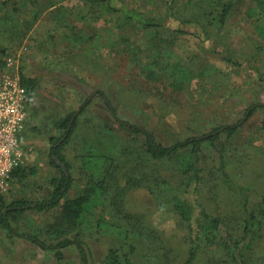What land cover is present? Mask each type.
Returning a JSON list of instances; mask_svg holds the SVG:
<instances>
[{
    "label": "rangeland",
    "instance_id": "1",
    "mask_svg": "<svg viewBox=\"0 0 264 264\" xmlns=\"http://www.w3.org/2000/svg\"><path fill=\"white\" fill-rule=\"evenodd\" d=\"M31 1L0 0V61L6 64L14 56L16 72L39 83L27 132L20 141L26 157L18 170H24L26 178L14 176L3 196L9 202L51 199L53 182L61 175V167L52 162L53 139L65 133L60 127L69 117H76L70 132L75 125L76 130L63 154L73 165L74 183L65 200L82 193L85 177L92 171H101L96 174L101 176L108 164L107 189L95 206L99 226L94 238L87 239L86 254L74 245L58 259L55 251L27 238L11 237L0 219V264H106L113 250L128 257L130 264H155L162 258L169 264L185 262L190 248L187 231L177 214L168 211L174 192L162 187L155 188L153 195L135 187V180L143 175L142 163L137 164L133 152L145 139L122 127L124 122L146 127L170 146L243 120L227 143L231 174L254 203L264 205V110L245 120L249 108L264 105L260 76L264 77V18L258 23L256 2L238 0L225 28H208L207 38L173 33L179 23L172 20L163 22L166 29L159 36L150 34L90 0H39L40 14ZM119 1L152 17L166 13L165 0ZM187 3L180 0L177 8L190 12ZM156 41H164L162 50ZM224 55H232L241 66H232ZM224 140L222 136L216 145ZM217 151L214 146L203 150V163L212 172L188 198L228 219L227 230L242 231V196L231 192L215 174ZM181 164L182 160L166 162L159 171L174 189L184 180L178 169ZM59 212L30 211L13 223L14 229L41 234ZM130 216L135 221L131 226ZM144 226L158 229L164 245L139 242L136 230ZM223 234L206 259L222 255ZM133 242L139 249L136 254H130ZM257 244L258 249L248 256L249 264H264V239Z\"/></svg>",
    "mask_w": 264,
    "mask_h": 264
},
{
    "label": "trees",
    "instance_id": "2",
    "mask_svg": "<svg viewBox=\"0 0 264 264\" xmlns=\"http://www.w3.org/2000/svg\"><path fill=\"white\" fill-rule=\"evenodd\" d=\"M165 1L166 13L164 16L160 15L158 17H152L145 11L124 5L121 1L117 4L118 0H90V3L97 7H107L111 11L122 15L125 20L141 25L150 34L159 36L160 31L166 29L163 22L172 20L179 23L173 33L192 34L196 37L206 36L208 38V28L213 26H218L220 30L225 28L238 0H188L187 5L191 8L190 12H184L178 9L179 7L177 8L180 0ZM253 1L256 2L260 10L258 13L260 16L258 23H260L261 19L264 18V0ZM31 2L36 7V14H40L42 7L39 0H32ZM156 43L159 49L162 50L164 41H156ZM4 54H7L6 51ZM223 58L234 67H240L242 64L232 55H224ZM4 66L5 63L0 61V68ZM262 74L260 76L262 81H264ZM21 80L28 89L32 100L39 91L38 80L27 77L25 74H22ZM258 109L264 110V105L257 104L249 108L245 120L251 119ZM72 119V117H69L61 124L60 128L65 133L58 139H53L52 162L56 167L60 168V165L54 159V157H57L66 166L67 172L60 168L61 175L53 182L54 192L51 199L45 201L17 199L9 202L4 198L3 194H0L1 226L9 232L11 237L27 238L44 250L55 251L58 259H63L64 250L74 245L83 254H86L85 245L87 244V239L94 238V230L98 229L99 226V221L95 220V206L99 198L105 196L104 192L107 189L106 179L109 172L108 164L102 170L101 176L96 175L101 171L94 174V171H92L85 177L86 183L83 184V192L70 200H65L74 183V178L72 177L73 165L63 154L65 146L70 144L76 130L75 125L73 132L68 131ZM242 122L243 120L237 125L219 127L203 137L188 138L170 146L159 142L155 135L148 131L146 127L126 122L121 124L134 136L145 139L140 147L133 152L134 160L139 162L137 164L142 163L141 174L143 175V179L135 180V187L148 189L153 195L156 193L155 188L164 190L162 187H166L167 190L165 191L172 190L174 192V204L169 207L168 211L176 213L185 226L187 243L190 246L188 256L183 264H249L250 259L248 256L255 253L260 246L257 243L264 239V205L262 203H254L240 189L241 187L231 174L232 171L229 165L227 143L239 132ZM262 128L264 129V120ZM222 136L226 137V140L217 146L216 142ZM213 146L216 147L219 153V165L216 167L215 174L221 177L231 192L242 196L244 209L242 231H238L236 228L231 231L227 230V226L230 223L228 219L209 211L204 204L198 203V200L194 202L188 198L190 191L195 194L201 189V183L205 181L206 174L212 172L211 168H207L206 163H203L202 152L205 148L210 150ZM180 160H182L181 165L183 166L178 169L181 171L179 174H182L181 176L184 178L181 184L183 187L180 185L174 189L172 182L165 179L159 171L166 162L177 163ZM14 176H20L23 180L26 178L24 170L16 169ZM174 176L175 173L171 174L170 178L173 179ZM57 209H60V212L57 214L55 222L42 230L41 234H21L14 229L13 223L18 222L21 217L30 211L50 214ZM131 221L130 226L135 223L130 216ZM111 225L115 226L113 223ZM157 230L147 226L137 228V236L141 239L139 242H143L145 246L161 245V233ZM223 231L225 240L221 243L222 255L220 257L210 255L209 259H206V253H210L209 251L213 249L212 247L216 246L215 244L219 242V237ZM42 235H46L50 241L57 243H50ZM130 245H133L130 254H136L139 251L136 243L133 242ZM158 254L157 252L153 258H157ZM131 262L128 257L120 255L119 250H113L106 264H130ZM165 262L166 260L162 258L155 264H169ZM151 264L153 263L151 262Z\"/></svg>",
    "mask_w": 264,
    "mask_h": 264
},
{
    "label": "built area",
    "instance_id": "3",
    "mask_svg": "<svg viewBox=\"0 0 264 264\" xmlns=\"http://www.w3.org/2000/svg\"><path fill=\"white\" fill-rule=\"evenodd\" d=\"M14 62L10 56L0 68V194L9 192L14 172L26 157L20 141L29 123L31 98Z\"/></svg>",
    "mask_w": 264,
    "mask_h": 264
},
{
    "label": "water",
    "instance_id": "4",
    "mask_svg": "<svg viewBox=\"0 0 264 264\" xmlns=\"http://www.w3.org/2000/svg\"><path fill=\"white\" fill-rule=\"evenodd\" d=\"M75 118H76V117H74V119L71 121V124H70V127H69L68 131L71 130ZM54 159L56 160V162L58 163V165H60V167H61L64 171L67 172L66 166H65V165H64V164H63V163H62L57 157H54Z\"/></svg>",
    "mask_w": 264,
    "mask_h": 264
},
{
    "label": "crops",
    "instance_id": "5",
    "mask_svg": "<svg viewBox=\"0 0 264 264\" xmlns=\"http://www.w3.org/2000/svg\"><path fill=\"white\" fill-rule=\"evenodd\" d=\"M28 127V126H27ZM24 132H27V128H26V130L24 131ZM24 134V133H23ZM22 136V135H21ZM33 148H30V150L29 151H31Z\"/></svg>",
    "mask_w": 264,
    "mask_h": 264
}]
</instances>
